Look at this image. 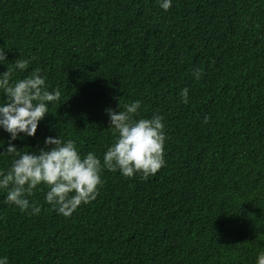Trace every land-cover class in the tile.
Segmentation results:
<instances>
[{"label": "trees", "instance_id": "16d2710c", "mask_svg": "<svg viewBox=\"0 0 264 264\" xmlns=\"http://www.w3.org/2000/svg\"><path fill=\"white\" fill-rule=\"evenodd\" d=\"M0 50V72L27 61L12 81L39 68L61 93L35 135L13 141L20 149L60 134L102 157L113 138L105 109L119 111V99L141 101L137 118L158 112L166 133L154 175L104 169L96 198L68 217L44 202L42 185L28 197L37 215L0 191L8 264H255L264 249V0H172L167 11L156 0H0ZM9 164L0 156V169Z\"/></svg>", "mask_w": 264, "mask_h": 264}, {"label": "clouds", "instance_id": "9594fccd", "mask_svg": "<svg viewBox=\"0 0 264 264\" xmlns=\"http://www.w3.org/2000/svg\"><path fill=\"white\" fill-rule=\"evenodd\" d=\"M156 3L167 11L172 0H156ZM5 60L4 50H0V63ZM26 64V60L16 59L14 65H7V70L0 72V92L3 93L0 129L9 134L7 143L0 139L3 148L0 156L6 154L10 158V164L0 169V191H4L6 203L37 215L40 205L30 203L28 197L42 185L44 202L58 215L68 217L78 206L96 198L104 169L118 170L124 177L137 174L147 178L163 166L166 141L163 117L153 112L150 118H137L139 100L121 106L119 99V111L111 107L105 109L113 138L102 157L93 151L81 153L74 140L60 134L46 136L44 146L38 149L18 148L13 141L34 136L49 104L59 100L61 95L59 90L49 91L39 68L12 81L13 69L23 72ZM192 75L199 80L201 71L193 69ZM179 95L187 102L188 89H181ZM0 264H8L7 256H0ZM255 264H264V249L257 253Z\"/></svg>", "mask_w": 264, "mask_h": 264}]
</instances>
